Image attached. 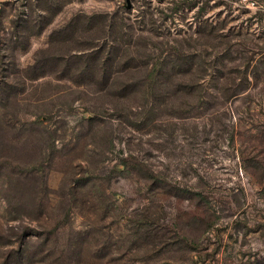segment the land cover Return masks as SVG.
I'll return each mask as SVG.
<instances>
[{"label": "rangeland", "instance_id": "obj_1", "mask_svg": "<svg viewBox=\"0 0 264 264\" xmlns=\"http://www.w3.org/2000/svg\"><path fill=\"white\" fill-rule=\"evenodd\" d=\"M0 264H264V10L0 0Z\"/></svg>", "mask_w": 264, "mask_h": 264}, {"label": "built area", "instance_id": "obj_2", "mask_svg": "<svg viewBox=\"0 0 264 264\" xmlns=\"http://www.w3.org/2000/svg\"><path fill=\"white\" fill-rule=\"evenodd\" d=\"M238 2L242 5L247 6L248 8H253V9H263L264 10V5L260 4L258 0H238Z\"/></svg>", "mask_w": 264, "mask_h": 264}]
</instances>
